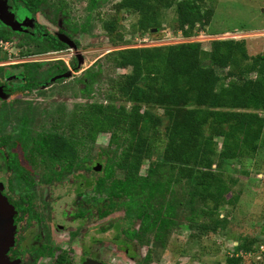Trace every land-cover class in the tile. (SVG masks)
Segmentation results:
<instances>
[{"label": "trees", "instance_id": "16d2710c", "mask_svg": "<svg viewBox=\"0 0 264 264\" xmlns=\"http://www.w3.org/2000/svg\"><path fill=\"white\" fill-rule=\"evenodd\" d=\"M171 6L176 13L174 29L186 38L203 29L213 15V10L203 9L198 0H119L115 4L117 12L138 14L140 31L159 27V8ZM118 22L119 17H115L103 24L107 34H112ZM112 52L107 56H113L117 65L130 71L117 76L111 84L109 102L87 107L82 116L86 127L81 136L84 143H93L99 133H110L103 166L105 176L98 177L95 185L98 200L105 206H101L100 217L111 208L123 207L124 223L113 227L117 236L123 235L141 246L150 242L148 235L152 234L154 242L164 244L166 231L175 224L176 210L183 206V199L176 198V183L184 180L187 185L184 202L192 216H196L192 210L196 200L202 204L213 202L214 211L225 199L223 171L229 169L232 160L240 162L254 156L261 145L264 54L248 55L244 40L236 39L212 40L208 63L202 60L206 52L199 41L128 47L117 55ZM217 68L227 71L221 76ZM84 72L79 81L83 82L81 92L86 94L96 73L90 68ZM221 78L228 80L221 83ZM118 98L123 102H116ZM154 106L161 108L167 118L163 131L165 147L143 177L141 166L149 157L152 133L160 124L152 110ZM204 124L207 137L202 132ZM216 137L221 140L220 150L216 149L219 142H215L211 154H203V146ZM78 143L82 142L53 133L46 142V151L53 164L79 166L82 159L77 156ZM179 163L184 166L179 167L181 178L177 179ZM116 169L122 170L119 178L113 177ZM192 216L188 217L191 221ZM255 242L250 238L237 243L235 255L239 251L252 252ZM223 262L241 264L242 257H227Z\"/></svg>", "mask_w": 264, "mask_h": 264}, {"label": "flooded vegetation", "instance_id": "af4514ba", "mask_svg": "<svg viewBox=\"0 0 264 264\" xmlns=\"http://www.w3.org/2000/svg\"><path fill=\"white\" fill-rule=\"evenodd\" d=\"M101 1L0 0V214L6 208L12 213V236L0 229V264H104L99 225L83 229L100 217L98 177L87 176L83 157L71 167L47 160L53 133L82 143L83 134L70 135L62 108L59 123L32 129L53 104L67 106L66 82L80 70L82 41Z\"/></svg>", "mask_w": 264, "mask_h": 264}, {"label": "rangeland", "instance_id": "374dc122", "mask_svg": "<svg viewBox=\"0 0 264 264\" xmlns=\"http://www.w3.org/2000/svg\"><path fill=\"white\" fill-rule=\"evenodd\" d=\"M118 1L102 0L99 9L92 12L91 29L86 32L82 41L85 51L83 63L80 70L73 73V76L70 74L66 82L67 91L65 90L64 99L67 106L60 107L58 102V105L53 104L52 109H47L48 116H37L32 128L36 132L48 129L50 124L59 123L62 108L64 121L67 120L65 126L69 128L70 135L74 137L78 134L84 135L86 129L85 124H82L84 110L94 104L109 102L107 95L111 93V84L117 80V76L130 71L128 67L117 65L112 59L113 56H107L110 51L117 55L120 49L128 47L164 46L199 41L206 52L202 60L208 63V51L212 40L236 39L244 40L248 55L264 54V0H198L203 9L211 8L213 15L203 29L187 38L174 29L176 24L174 6L159 8V27L140 31L137 25L138 14L125 10L117 12L115 4ZM83 12L85 15L86 10ZM83 15L81 14L79 18L82 19ZM115 17H119V22L112 34H107L103 24ZM87 68L94 71L96 76L90 91L85 94L79 91L81 85L76 79L82 78ZM216 70L221 76L227 71L220 68ZM227 80L221 78L220 82L225 83ZM116 102L123 101L118 98ZM176 104H181L180 100ZM126 106L129 108V104ZM152 110L159 117L160 124L156 134L152 133V136L149 133L152 140L149 145V157L145 159L140 170L143 177L147 175L151 161L159 159L165 147L163 131L167 125V118L161 108L154 106ZM202 132L205 137L209 135L207 124L203 125ZM109 137L110 133H99L93 143L83 142L78 146L81 151L79 150L77 156L83 157V164L90 167L86 174L91 180L101 175L105 176L103 166L109 149ZM210 140L208 146H203V154L210 155V148L214 147L215 142H219L216 149L220 150V138ZM260 143L254 156L244 157L240 162L232 160L229 169L223 171L225 199L214 211H211L213 202L207 201L206 204H202L196 200L192 207L196 216H192L190 207L184 202L187 198V185L184 180L176 183L174 186L176 198L183 199V206L177 208L175 224L166 231L164 244L154 242L152 234L148 235L150 242L141 246L137 245L135 240L129 241L123 235L117 236L113 227L124 223L123 207L111 208L106 216L95 221L94 226L93 221L88 220L83 226L84 230H92V227L96 228L99 225L100 257L104 264H220L232 256H241V264H264V237H259L264 235V131ZM47 158L52 162V158L49 156ZM97 164L99 169L95 168ZM183 166L179 163L176 168L177 179L181 178L178 170ZM121 171L116 169L113 177L119 178L122 175ZM69 178L72 179L73 175L69 174ZM88 193L92 191L87 190L86 194ZM70 195L69 207L75 199V195L72 193ZM101 206L102 203L100 208ZM102 207L105 209V206ZM93 214L97 215L96 210H93ZM189 216H192L193 221L189 220ZM203 226L205 228H202ZM250 238L256 239L252 245L253 251L245 254L239 251L238 255H235L234 245ZM127 245L131 248L128 255L136 256L135 261L125 255L123 249Z\"/></svg>", "mask_w": 264, "mask_h": 264}, {"label": "water", "instance_id": "95a60500", "mask_svg": "<svg viewBox=\"0 0 264 264\" xmlns=\"http://www.w3.org/2000/svg\"><path fill=\"white\" fill-rule=\"evenodd\" d=\"M152 30H156V29H152ZM95 168L99 169V165L97 164V167ZM7 206L8 204L6 205V207ZM1 226H2V229H1ZM11 226H12V213L9 209L6 208V210L2 214H0V229L4 231L7 238L12 236L11 232L9 235L7 234V232L10 231ZM95 263L102 264V262H95Z\"/></svg>", "mask_w": 264, "mask_h": 264}, {"label": "built area", "instance_id": "2783aa9c", "mask_svg": "<svg viewBox=\"0 0 264 264\" xmlns=\"http://www.w3.org/2000/svg\"><path fill=\"white\" fill-rule=\"evenodd\" d=\"M263 246H261V248H262Z\"/></svg>", "mask_w": 264, "mask_h": 264}]
</instances>
